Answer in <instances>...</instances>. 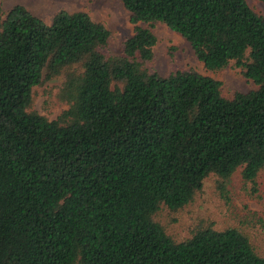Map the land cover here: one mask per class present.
<instances>
[{
    "label": "trees",
    "instance_id": "trees-1",
    "mask_svg": "<svg viewBox=\"0 0 264 264\" xmlns=\"http://www.w3.org/2000/svg\"><path fill=\"white\" fill-rule=\"evenodd\" d=\"M119 1L133 24L120 55L87 12L0 11V264H264L236 228L175 241L153 219L209 174L223 190L238 168L246 181L263 169L264 16L246 0ZM154 21L258 88L228 99L193 69L150 70L157 39L139 23ZM59 76L68 107L49 120L32 89Z\"/></svg>",
    "mask_w": 264,
    "mask_h": 264
},
{
    "label": "rangeland",
    "instance_id": "rangeland-1",
    "mask_svg": "<svg viewBox=\"0 0 264 264\" xmlns=\"http://www.w3.org/2000/svg\"><path fill=\"white\" fill-rule=\"evenodd\" d=\"M249 6L264 16L263 0H246ZM24 6L33 15L49 23L58 10L68 12L84 11L96 22L110 31L109 52L122 54L123 41L133 33L129 12L119 0H0V11L4 14L15 5ZM140 26L150 27L156 36L153 47L154 57L148 63L150 70L162 76L176 70L193 69L210 76L221 83V93L231 99L236 92L247 93L258 88L250 79L245 78L240 68L230 62L219 70H208L193 53L189 43L178 33L161 22H140ZM62 76L45 81L32 89L31 109L49 120L55 119L68 105L58 98ZM238 168L220 188L219 178L209 174L201 190L183 208L172 211L162 205L153 219L162 225L175 241L188 238L199 227L211 224L222 230L236 228L244 233L256 252L264 256V167L253 181H246Z\"/></svg>",
    "mask_w": 264,
    "mask_h": 264
}]
</instances>
